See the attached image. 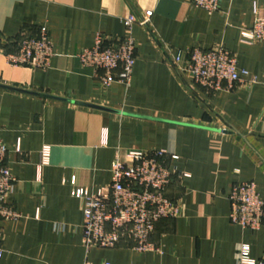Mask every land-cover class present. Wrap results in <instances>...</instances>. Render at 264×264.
<instances>
[{
  "label": "crops",
  "instance_id": "crops-1",
  "mask_svg": "<svg viewBox=\"0 0 264 264\" xmlns=\"http://www.w3.org/2000/svg\"><path fill=\"white\" fill-rule=\"evenodd\" d=\"M254 6L264 14V0H221L212 14L189 0H0V135L15 177L5 203L19 214L0 218V264H239L242 245L250 260L263 257L264 218L258 230L232 223L228 198L234 184L254 181L264 201V43L240 42ZM147 10L149 24L132 31L129 83L104 87L102 70L77 54L98 33L121 39L124 18ZM41 26L52 41L48 68L11 66L2 51ZM217 46L255 82L205 92L170 64L176 52ZM129 150L165 152L176 216L155 224L157 250L125 241L86 250L84 201L72 191L107 188Z\"/></svg>",
  "mask_w": 264,
  "mask_h": 264
},
{
  "label": "built area",
  "instance_id": "built-area-1",
  "mask_svg": "<svg viewBox=\"0 0 264 264\" xmlns=\"http://www.w3.org/2000/svg\"><path fill=\"white\" fill-rule=\"evenodd\" d=\"M189 2L212 14L219 9L221 0ZM253 13L251 27L240 32V42L243 44L264 43V14L256 6ZM151 15L150 10L138 16L130 14L124 18L127 30L124 37L113 39L98 33L94 44L77 54L83 66L102 70L99 80L104 87L114 82L129 83L136 61L133 27L135 24L147 26ZM2 52L11 66L46 69L52 56V41L47 28L41 26L37 35L17 39L15 50ZM170 64L190 75L192 89L199 87L205 92L230 91L237 85L255 82L248 70L239 67L237 57L222 46L209 49L194 47L187 56L176 52ZM115 70L119 72L115 74ZM7 152L0 135V218L16 219L18 212L5 203L15 183V177L5 164ZM175 174L176 169L166 163L164 151L129 150L125 161L118 159L114 162L107 188L97 193H89L83 188L74 189L72 195L84 201L81 223L84 248H112L125 241L140 252L157 250L151 241L155 224L177 213L176 202L166 195ZM228 198L230 221L242 228L258 230L264 218V201L255 182L234 184ZM2 243L0 230V257ZM237 256L239 264H264V255L258 261L248 258L247 245L239 247Z\"/></svg>",
  "mask_w": 264,
  "mask_h": 264
},
{
  "label": "water",
  "instance_id": "water-1",
  "mask_svg": "<svg viewBox=\"0 0 264 264\" xmlns=\"http://www.w3.org/2000/svg\"><path fill=\"white\" fill-rule=\"evenodd\" d=\"M48 97H50V98H54V99H61V98H57V97H55V96H48ZM77 103V102H76ZM84 105H87V106H93L94 107V105H88V104H84ZM96 107V106H95Z\"/></svg>",
  "mask_w": 264,
  "mask_h": 264
}]
</instances>
